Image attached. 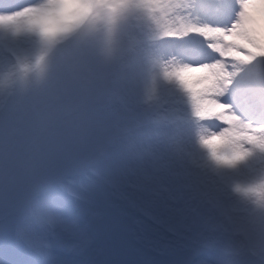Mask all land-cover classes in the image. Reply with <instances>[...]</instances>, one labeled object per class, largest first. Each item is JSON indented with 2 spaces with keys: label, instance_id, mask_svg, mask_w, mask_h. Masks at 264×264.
<instances>
[{
  "label": "snow or ice",
  "instance_id": "obj_1",
  "mask_svg": "<svg viewBox=\"0 0 264 264\" xmlns=\"http://www.w3.org/2000/svg\"><path fill=\"white\" fill-rule=\"evenodd\" d=\"M171 6L185 31L164 48L112 63L77 46L47 90L0 108V264H264V178L233 186L220 174L250 155L232 141L242 129L264 151V0ZM42 35L54 45L60 33ZM168 58L180 63L166 77L211 82L196 97L210 175L178 155L186 131L171 96L143 88Z\"/></svg>",
  "mask_w": 264,
  "mask_h": 264
},
{
  "label": "rangeland",
  "instance_id": "obj_2",
  "mask_svg": "<svg viewBox=\"0 0 264 264\" xmlns=\"http://www.w3.org/2000/svg\"><path fill=\"white\" fill-rule=\"evenodd\" d=\"M48 1L37 0V3L43 6ZM17 2L27 4L29 0H0V7L6 9ZM173 3L174 0H103L100 3L57 0L56 6L48 11L25 9L15 14L0 11V108L28 102L47 90L61 74L60 69L74 61L77 46L90 45L98 59L112 63L122 59L132 61L164 48L156 36L164 35L168 29L175 32L180 26ZM44 31L60 33L54 45L45 42ZM179 63L176 58L163 59L164 70L160 67L145 70L143 88H154L158 94L171 96L186 131L178 145V155L189 173L210 175L215 166L210 165L208 152L200 150L204 147L205 133L193 131L198 125L207 127L205 119L197 115L196 97L211 82L206 74L191 78L189 83L163 74ZM209 107L202 104L199 110L207 112ZM239 135L245 140L241 142L242 148L256 158L253 163L250 160V165L240 164L220 174L233 186L254 185L264 178V151L254 148L260 143L254 127L242 129ZM248 175L249 179L253 177L252 181Z\"/></svg>",
  "mask_w": 264,
  "mask_h": 264
},
{
  "label": "bare ground",
  "instance_id": "obj_3",
  "mask_svg": "<svg viewBox=\"0 0 264 264\" xmlns=\"http://www.w3.org/2000/svg\"><path fill=\"white\" fill-rule=\"evenodd\" d=\"M49 2V1H48ZM47 2V3H48ZM46 3V4H47ZM59 3V2H58ZM60 4V3H59ZM69 9V8H68ZM69 10H72V9H69ZM77 12L75 11L74 12V14H76ZM160 64H162L164 67L162 68V70H164L165 68H166V64H163V59H161L160 60ZM179 65V64H178ZM159 67V66H158ZM157 67V68H158ZM192 77H191V75L190 74H183V80L185 81V83H189V81H190V79H191ZM204 82V81H203ZM206 129H207V127L206 126H202V125H198V129L197 130H195V131H193L194 133H197V134H202L203 132L204 133H206ZM193 133H191V135H192ZM240 134V133H239ZM237 135V138H236V140H232L233 142H235L239 147H241L242 148V145H241V142H245V140L243 139V138H240V135ZM244 138H245V136H244ZM198 143V142H197ZM255 149H259V147H258V145H256L255 147H254ZM243 149V148H242ZM200 150L202 151V150H205V151H207L206 149H205V147H200ZM243 150H245V151H247L248 152V150L247 149H243ZM207 156H209V155H207ZM256 157L254 156V155H252V154H250L249 155V157H248V159H247V161L246 162H244L245 164H247V165H250V160L252 161V163H253V160L255 159ZM244 163H242L241 165L242 166H244ZM212 163H211V161H210V165H211ZM226 175H228V174H226ZM247 175V174H246ZM249 177H250V175H248V179H249ZM259 177H261V174H259ZM253 180V177H251L250 179H249V181H252Z\"/></svg>",
  "mask_w": 264,
  "mask_h": 264
}]
</instances>
